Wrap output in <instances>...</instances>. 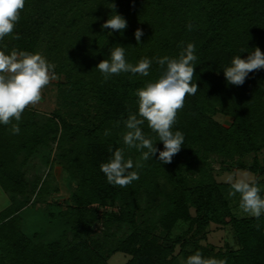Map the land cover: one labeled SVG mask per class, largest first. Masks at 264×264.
Returning <instances> with one entry per match:
<instances>
[{"label": "trees", "instance_id": "trees-1", "mask_svg": "<svg viewBox=\"0 0 264 264\" xmlns=\"http://www.w3.org/2000/svg\"><path fill=\"white\" fill-rule=\"evenodd\" d=\"M112 4L127 20L122 34L102 30ZM101 10H106L104 18ZM138 29L143 32L139 44ZM15 34L20 38L6 37L0 50H44L65 82L58 108L42 117L44 123L22 116L19 135L0 125V188L11 201L0 212V247L5 250L0 264H109L117 253L130 257L126 264H183L197 250L226 264H264V216L237 217L226 198L230 185L219 183L212 168L217 162L227 170L264 177V69L250 73L242 86L228 85L222 71L241 49L264 52V0H26ZM181 42L195 44L198 57L193 77L198 91L185 97L174 126L185 136L183 148L169 164H161L157 153L153 161L143 162L138 181L113 187L100 164L107 161L109 148H125L124 121L138 111L135 92L161 75L156 58L176 57ZM116 45L128 47L126 58L134 65L151 58L150 75L121 73L105 81L96 68ZM219 114L231 120L228 126L215 120ZM143 130L154 135L146 123ZM155 142L162 151L163 144ZM54 143L62 160L73 165L71 174L81 180L64 214L72 238L40 245L23 231L18 203L31 202L32 185L42 190L43 184L31 185L26 178L30 155ZM126 155L135 161L140 153L126 149ZM257 183L264 189L263 180ZM104 207L110 210L101 215ZM159 209L162 214L152 221L150 215ZM98 223L103 236L94 230ZM181 223L188 229L174 237ZM124 224L135 228L113 245L110 231ZM211 225L230 227L235 248L204 245Z\"/></svg>", "mask_w": 264, "mask_h": 264}, {"label": "clouds", "instance_id": "clouds-1", "mask_svg": "<svg viewBox=\"0 0 264 264\" xmlns=\"http://www.w3.org/2000/svg\"><path fill=\"white\" fill-rule=\"evenodd\" d=\"M25 5L26 0H0V42L6 37L20 38L15 34V29ZM112 5L114 10L102 25V30L111 29L122 34L128 27L127 20ZM187 28L190 31L192 25H187ZM108 35H113V32H108ZM134 36L139 44L143 32L138 29ZM180 47L176 57L156 58L162 70L161 75L135 92L138 111L129 114L124 121L122 140L125 148H109L107 161L100 164V171L113 187L124 188L138 181L143 162L153 161L157 153L161 164H169L183 148L185 136L182 131L174 130V126L178 111L184 107L185 97L193 96L198 91L197 83H193L198 57L195 44L188 43L185 47L181 42ZM127 48L121 45L112 47L109 58L98 64L96 70L105 81L121 73L140 77L150 75L153 60L144 57L135 65L129 63L126 58ZM245 52L248 53L246 59L242 58ZM241 53L233 56L230 64L222 70L228 85L242 86L250 73L264 69V52L260 48L251 52L241 49ZM56 78L54 65L41 53L18 49L10 52L0 50V125L10 126L11 134L19 135L22 114L29 106L42 101L43 90ZM145 123L154 135L144 132ZM156 139L163 144L162 151L156 147ZM126 149H135L140 153L139 157L134 161L126 155ZM228 182L230 189L226 198L238 196L240 212L257 219L264 216V196L261 195L264 189L249 179L247 172L230 174ZM183 264H226V261L215 257L206 258L197 250L187 256Z\"/></svg>", "mask_w": 264, "mask_h": 264}, {"label": "rangeland", "instance_id": "rangeland-1", "mask_svg": "<svg viewBox=\"0 0 264 264\" xmlns=\"http://www.w3.org/2000/svg\"><path fill=\"white\" fill-rule=\"evenodd\" d=\"M90 12H94L93 8L88 9ZM100 17L104 18L106 15V10L100 11ZM45 47V46H43ZM41 51V50H40ZM39 51V52H40ZM45 57V51L40 52ZM48 60V59H47ZM56 79L52 80L50 84L43 90V99L40 103L36 105L29 106L25 112L22 114L23 118L36 117L39 119L38 124H42L45 121L43 118H48L57 108L60 100V91L62 83L65 82L63 76L56 75ZM43 117V118H42ZM34 119V118H33ZM36 120V119H35ZM215 120L219 123L228 126L230 124V119L219 114L215 117ZM63 152L59 151V148L54 143L51 148L41 147L32 155H30L27 165L24 167V172L29 183L43 184L42 190L39 191L32 185L30 194L31 202L27 205L21 206L20 203L18 207L20 209L18 216L22 224L23 231L30 239H32L36 244L47 245L53 241H58L61 237L72 238L71 227L69 219L64 215L68 212L71 202V195L76 191V187L81 180L80 176H75L71 174L73 165H70L68 161H63ZM27 154V153H26ZM260 158L264 162V152L260 154ZM23 159L21 158V161ZM252 157L247 160V163L252 162ZM20 161V162H21ZM264 164V163H263ZM214 170V175L219 183L229 184L228 178L230 174L236 172H247L239 170H227L224 169L220 163L215 162L212 164ZM249 179L253 181H264V177L259 178L258 176L247 172ZM30 188V187H29ZM45 191V192H44ZM44 192V193H43ZM43 193V194H42ZM29 196V197H30ZM25 200V197L19 198ZM15 200V199H14ZM33 200V201H32ZM232 211L237 217L247 218L251 217L243 214L239 210V197L231 199ZM11 205L9 196L4 193L0 188V212L8 208ZM17 204H13L15 206ZM17 209V208H16ZM110 210L108 207L100 209V214L102 215L105 211ZM118 211V210H115ZM162 214V209L155 211L150 215L152 221H156ZM143 219L139 218L137 225L141 226ZM150 220V221H151ZM147 221V222H150ZM134 226L122 225L121 227L113 228L110 231V239L113 245L117 244L118 241L126 237L134 229ZM188 226L185 223L179 224L173 231L172 235L174 237L184 235L187 231ZM94 230L98 236H103L105 233L104 227L101 223L94 225ZM158 233H162L159 230ZM204 245H213L216 249L225 250L228 246L235 248L234 235L230 227H220L216 225H211L207 233V237L202 241ZM113 247V246H112ZM0 247V257L4 255L5 250ZM130 260V257L122 253H117L110 257L109 264H126Z\"/></svg>", "mask_w": 264, "mask_h": 264}]
</instances>
